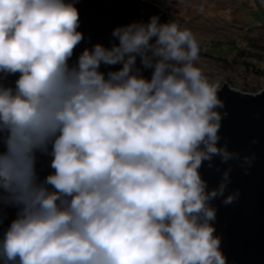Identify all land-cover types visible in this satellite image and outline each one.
Listing matches in <instances>:
<instances>
[{"label": "clouds", "instance_id": "1", "mask_svg": "<svg viewBox=\"0 0 264 264\" xmlns=\"http://www.w3.org/2000/svg\"><path fill=\"white\" fill-rule=\"evenodd\" d=\"M76 2L0 0V228L16 209L0 264H227L212 201L238 199L224 195L232 166L211 189L200 170L219 172L218 158L247 172L255 154L220 143L229 113L220 78L197 66L200 42L153 15L70 63Z\"/></svg>", "mask_w": 264, "mask_h": 264}, {"label": "water", "instance_id": "2", "mask_svg": "<svg viewBox=\"0 0 264 264\" xmlns=\"http://www.w3.org/2000/svg\"><path fill=\"white\" fill-rule=\"evenodd\" d=\"M79 10V31L84 39L75 49L70 63H74L84 48L92 47L96 43L111 46L112 31L117 26L132 22H147L153 15H158L161 22L170 19L167 14L155 4L144 0H77ZM204 53L201 46L200 54ZM139 64V58L137 60ZM120 65L113 67L101 66L105 73L116 70ZM143 75L150 77L151 70H143ZM17 75L8 76L5 85L14 86ZM225 102V110L229 113L223 119L220 143L228 142L230 150L240 152L241 156L255 154V161L251 167H240L237 161L221 164L219 159L214 164L220 168L210 169L205 162L201 168L202 177L208 182L209 189L217 187L221 174L229 164L231 182L225 192H238L239 196L232 204L224 205L223 198L212 201L217 209L216 220L213 222L216 235L221 238V249L227 258V264H264V91L258 95L238 93L225 84L219 93ZM256 143H252L253 140ZM50 156H38L37 171L40 179L51 171ZM247 167V166H246ZM5 219L0 233L6 230L15 218L16 209L6 207Z\"/></svg>", "mask_w": 264, "mask_h": 264}, {"label": "rangeland", "instance_id": "3", "mask_svg": "<svg viewBox=\"0 0 264 264\" xmlns=\"http://www.w3.org/2000/svg\"><path fill=\"white\" fill-rule=\"evenodd\" d=\"M145 1L160 6L161 12L170 20L193 31L204 51L197 66L210 79L220 78L221 89L228 76L242 74L245 82L241 89L254 92L258 84L253 69L240 63L235 54L240 46L248 54H252L254 49L264 48V0ZM250 40L258 45L253 46ZM220 58L230 60L225 64ZM246 68L248 72L244 71ZM227 87L233 89L229 84ZM235 91L242 93L238 89Z\"/></svg>", "mask_w": 264, "mask_h": 264}, {"label": "built area", "instance_id": "4", "mask_svg": "<svg viewBox=\"0 0 264 264\" xmlns=\"http://www.w3.org/2000/svg\"><path fill=\"white\" fill-rule=\"evenodd\" d=\"M249 61L252 65H258L261 66L264 71V48L260 47L257 49L252 50V54H250ZM245 72H248L249 70L246 68L244 69ZM257 81V86L253 93L246 92L241 89V85L244 86L245 77L242 74L234 75V76H228L227 85L233 86V89L240 90L242 93L247 95H258L261 94V92L264 91V72L261 75H254ZM232 88V87H231ZM245 89V88H244Z\"/></svg>", "mask_w": 264, "mask_h": 264}, {"label": "trees", "instance_id": "5", "mask_svg": "<svg viewBox=\"0 0 264 264\" xmlns=\"http://www.w3.org/2000/svg\"><path fill=\"white\" fill-rule=\"evenodd\" d=\"M262 28L264 29V27H262ZM251 41L252 40H250L249 43H251L253 46L256 47L258 45V43H254V42H251ZM249 55L250 54L246 53L245 48L240 46L238 52L235 54V57L239 58L238 61L240 63H242L243 65L252 68L253 69V73L255 75H261L264 72L262 67L258 66V65H252L250 63V61H249V57H252V56H249ZM220 60H222L225 64H227V62L230 59L225 60V59L220 58Z\"/></svg>", "mask_w": 264, "mask_h": 264}, {"label": "bare ground", "instance_id": "6", "mask_svg": "<svg viewBox=\"0 0 264 264\" xmlns=\"http://www.w3.org/2000/svg\"><path fill=\"white\" fill-rule=\"evenodd\" d=\"M145 1V0H144ZM157 6V5H156ZM157 7H160V6H157Z\"/></svg>", "mask_w": 264, "mask_h": 264}]
</instances>
